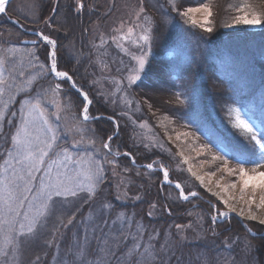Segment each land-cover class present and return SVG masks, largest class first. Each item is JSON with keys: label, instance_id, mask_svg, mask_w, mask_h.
I'll list each match as a JSON object with an SVG mask.
<instances>
[{"label": "trees", "instance_id": "trees-1", "mask_svg": "<svg viewBox=\"0 0 264 264\" xmlns=\"http://www.w3.org/2000/svg\"><path fill=\"white\" fill-rule=\"evenodd\" d=\"M81 1L80 9L77 0H48L33 24L11 6L7 15L57 41L58 68L90 98L89 119L82 116L86 99L66 79L47 74L29 94L43 101L34 94L58 87L62 113L51 117L58 129L55 149L91 154L102 176L92 193L53 197L47 206L60 211L54 222L45 217L44 238H13L0 264H264L263 236H249L235 218L214 222L213 203L184 201L163 182L161 170L146 167L165 168L185 191L203 192L154 123L150 112L164 106L148 99L155 91L163 102L177 99L180 106L170 113L200 137L207 135L212 150L223 148L219 155L248 164L260 157L250 133L236 128L230 114L245 106L264 142V0H143L147 38L136 47L111 29L121 18L114 15L121 0ZM198 1L217 13L207 26L181 11ZM248 14L262 26L237 23ZM27 34L0 18V44L13 46ZM31 47L46 62L48 47ZM137 54L147 62L133 79ZM13 131L5 125L0 132V167Z\"/></svg>", "mask_w": 264, "mask_h": 264}, {"label": "rangeland", "instance_id": "rangeland-1", "mask_svg": "<svg viewBox=\"0 0 264 264\" xmlns=\"http://www.w3.org/2000/svg\"><path fill=\"white\" fill-rule=\"evenodd\" d=\"M77 2L78 7L82 6L81 0ZM118 3L121 8L114 15L121 18L116 27L111 29L120 33L123 42L133 41L136 47L137 40L145 41L147 38L146 34L142 33L144 27L141 18L146 14L144 2L121 0ZM48 4V0H12L5 13L11 6L13 11L33 24L42 14L41 9ZM181 11L199 25L207 26L212 17L217 18V13L211 6L199 1ZM1 17L6 18V14H1ZM262 19L264 21V14ZM263 21L248 14L237 23L250 28L261 27ZM28 31H39L47 43L29 33L21 36L13 46L0 44V132L4 130L5 125L14 126L12 147L9 150H1L5 157L0 167V253L4 252L13 238H44L47 229L45 217L48 216L49 221L54 222L60 211L59 206L48 208L47 204L51 199L80 192L92 193L96 182L102 176L100 166L91 154L55 149L58 129L51 117H60L62 113L58 87L34 94L43 101L30 96L29 92L34 83L47 74L54 76L56 80L66 78L53 73L52 67L55 65L58 71H64L58 68L57 41L42 30L28 28ZM33 38L39 42L21 43L22 40ZM37 44L48 47L46 62L41 60L39 52L31 47ZM135 60L138 62V70L133 79L139 78V71L144 70L147 62L146 58L138 54ZM217 89L222 92L226 90L223 85H219ZM160 95L161 92L155 91L151 94L152 100L148 98L153 104H164L161 108L153 105L155 108L150 114L155 117L154 123L177 149L182 165L198 182L206 197L196 190L185 191L180 182L170 180L165 168L166 176L163 182L168 180L179 183L182 192L174 187L184 201L206 198L213 203L214 222L223 223L235 218L249 236L264 237V142L258 138L261 126L257 119L245 106L237 105L233 108L230 122L236 128L250 133L261 155L252 164L244 160L232 162L228 157L218 154H225L223 148L219 147V151H215L205 144L204 138L208 137L207 135L200 137L184 125L182 120L174 118L170 110L180 106L176 94L175 101L166 99V102H163V99L158 100ZM18 97L21 98L18 107L9 114ZM89 105L87 104L82 112L84 119H89ZM147 166L151 169L160 168L156 165ZM254 225L262 227V232L256 231Z\"/></svg>", "mask_w": 264, "mask_h": 264}, {"label": "water", "instance_id": "water-1", "mask_svg": "<svg viewBox=\"0 0 264 264\" xmlns=\"http://www.w3.org/2000/svg\"><path fill=\"white\" fill-rule=\"evenodd\" d=\"M10 1H12V0H0V15L3 14V13H5V9H6V7H7V5L9 4ZM8 20L11 21L12 23H14V24H15L16 26H18L19 28H21L23 31H26V32H28V33H32V34L38 36L39 39H40L41 41L47 43V40L42 36V33H40L39 31H28V30H26L25 28H23V27L21 26V24H20L16 19H10V18H8ZM38 42H39V40H36V39H25V40H22L21 43H22V44H35V43H38ZM52 68L54 69V70H53V73H54L55 75H58V76L60 75V76L65 77L66 79H68V80L70 81V84H71L76 90H78V91L81 92L82 96H83L84 98H86V100H87V104H88V105L91 103L90 98L88 97V95H87L84 91H81L80 89H78V88L75 86V84H74V82H73V79H72V77H71L69 74H67V73L64 72V71H58V70L56 69V65L53 66ZM111 119H112L113 121L116 122V120H115L114 118L111 117ZM147 167H148V166H147ZM156 169L161 170V171L163 172L164 177L166 176V172H165L164 168L161 167V168H156ZM165 183H168V184H171V185L175 186L178 190H180V191L182 192V187L180 186L179 183H177V182H171V181H168V180L165 181Z\"/></svg>", "mask_w": 264, "mask_h": 264}]
</instances>
